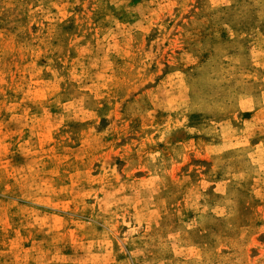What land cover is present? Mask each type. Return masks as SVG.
Instances as JSON below:
<instances>
[{
    "label": "rangeland",
    "instance_id": "obj_1",
    "mask_svg": "<svg viewBox=\"0 0 264 264\" xmlns=\"http://www.w3.org/2000/svg\"><path fill=\"white\" fill-rule=\"evenodd\" d=\"M0 264H264V0H0Z\"/></svg>",
    "mask_w": 264,
    "mask_h": 264
}]
</instances>
